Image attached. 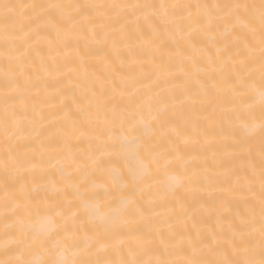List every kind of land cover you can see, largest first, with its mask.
<instances>
[{
    "label": "snow or ice",
    "instance_id": "obj_1",
    "mask_svg": "<svg viewBox=\"0 0 264 264\" xmlns=\"http://www.w3.org/2000/svg\"><path fill=\"white\" fill-rule=\"evenodd\" d=\"M0 264H264V0H0Z\"/></svg>",
    "mask_w": 264,
    "mask_h": 264
},
{
    "label": "bare ground",
    "instance_id": "obj_2",
    "mask_svg": "<svg viewBox=\"0 0 264 264\" xmlns=\"http://www.w3.org/2000/svg\"><path fill=\"white\" fill-rule=\"evenodd\" d=\"M14 2H20V0H14ZM153 2H161V0H153ZM189 2L198 3L201 2V0H189ZM212 2H215V0H212ZM169 47H171V45H169ZM109 65L114 66L118 69L119 60L116 59V57L111 54V51L108 48H105L103 51H100L95 55L89 57L87 62V73L89 78L99 82L107 74ZM69 95L79 97L81 95L80 88H76L72 90L69 93ZM126 134L129 136L136 135L135 127L129 126L126 129ZM82 146L86 147V145H82ZM197 149H198L197 145H192L189 148L190 151H196ZM222 197H223V193L219 191L214 192L211 196H207V194H205L204 199H206L207 202L206 206L207 207L214 206L215 204L219 203ZM233 207L242 209L244 207V203L242 200L239 199L234 200ZM202 219L208 226H213L216 223L215 218L211 216L204 215Z\"/></svg>",
    "mask_w": 264,
    "mask_h": 264
}]
</instances>
